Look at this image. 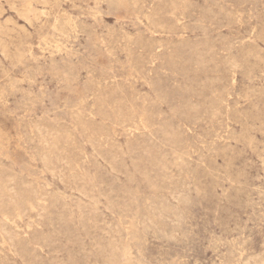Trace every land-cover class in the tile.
Segmentation results:
<instances>
[{
	"label": "rangeland",
	"instance_id": "1",
	"mask_svg": "<svg viewBox=\"0 0 264 264\" xmlns=\"http://www.w3.org/2000/svg\"><path fill=\"white\" fill-rule=\"evenodd\" d=\"M0 264H264V0H0Z\"/></svg>",
	"mask_w": 264,
	"mask_h": 264
},
{
	"label": "bare ground",
	"instance_id": "2",
	"mask_svg": "<svg viewBox=\"0 0 264 264\" xmlns=\"http://www.w3.org/2000/svg\"><path fill=\"white\" fill-rule=\"evenodd\" d=\"M126 3V2H125ZM123 8V7H122ZM152 8V7H151ZM117 11V10H116ZM108 13V12H107ZM106 14V13H105ZM101 17V16H100ZM3 29V28H2ZM107 29V28H106ZM100 34V33H99ZM107 35V34H106ZM111 36V35H110ZM109 37V36H108ZM101 40V39H100ZM178 40V39H177ZM176 40V41H177ZM124 48V47H123ZM120 52V51H119ZM232 59V58H231ZM127 60V59H126ZM50 63V62H49ZM72 64V63H71ZM51 68V67H50ZM122 68V67H121ZM60 71V70H58ZM57 72V71H56ZM58 75V74H57ZM78 75V74H77ZM87 75V74H86ZM232 76V75H231ZM105 82V81H104ZM68 84V83H67ZM106 84V83H105ZM81 94V93H80ZM214 110V109H213ZM206 126V125H205ZM127 150V149H126ZM196 157V156H195ZM59 178V177H58ZM128 252V251H127ZM130 252V251H129ZM126 254V253H125ZM20 260V259H19Z\"/></svg>",
	"mask_w": 264,
	"mask_h": 264
}]
</instances>
